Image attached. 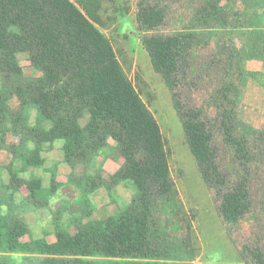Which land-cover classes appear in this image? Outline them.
I'll list each match as a JSON object with an SVG mask.
<instances>
[{"label": "trees", "instance_id": "obj_1", "mask_svg": "<svg viewBox=\"0 0 264 264\" xmlns=\"http://www.w3.org/2000/svg\"><path fill=\"white\" fill-rule=\"evenodd\" d=\"M104 1L115 0H0V152L12 156L7 167L0 165L10 175L9 185L0 183V264H195L161 127L100 29ZM188 8L181 29L164 33L169 7L141 0L138 29L236 246L234 230L252 222L241 260L264 264V125L258 129L244 120L249 82L264 89V70L247 68L250 61L264 65V0H194ZM199 50L208 56L197 68ZM23 56L40 77H25ZM214 69L223 71L224 81L202 107L186 106L191 80ZM15 97L19 105L13 109ZM30 107L36 110L33 124ZM9 134L18 143H8ZM57 141L83 206L67 222L59 212L53 229L35 238L11 204L25 188V204L49 205L62 186L56 169L49 186L35 174H22L43 168V154ZM111 153L123 163L105 176L98 159ZM78 165L82 176L74 173ZM128 182L137 191L129 204L107 218L87 220L95 211L88 205L91 194L105 189L112 196Z\"/></svg>", "mask_w": 264, "mask_h": 264}, {"label": "rangeland", "instance_id": "obj_2", "mask_svg": "<svg viewBox=\"0 0 264 264\" xmlns=\"http://www.w3.org/2000/svg\"><path fill=\"white\" fill-rule=\"evenodd\" d=\"M141 0H115L104 1L101 16L104 25L101 31L113 44L117 56L128 77L133 81L142 99L156 117L169 152L171 176L177 191V202L182 211L181 223L185 227L190 225L191 242L195 249V264H245L240 256L239 249L252 236V222L243 223L240 229L234 230L238 246L229 237L224 223L218 213L217 203L213 192L204 183L198 164L186 141L182 122L174 107L169 88L163 77L153 69L150 56L143 45L144 32L138 29L137 15ZM154 1V0H153ZM161 5L169 7L170 15L162 27V32L172 33L181 29L183 14L189 13V5L194 0H156ZM234 42V41H231ZM238 43L237 41H235ZM208 51L199 50L194 59L195 67H202ZM25 77H34L36 73L31 69L26 57H22ZM248 68V67H247ZM252 67L248 70H251ZM200 70V68H199ZM252 71V70H251ZM194 80H191L184 102L186 106L202 107L210 97L213 88L224 81L222 70L214 69L212 73L199 71ZM188 86V85H187ZM10 105L16 109L19 105L18 98H14ZM244 120L247 121L245 111H252L264 118V89L253 81L249 82L244 101ZM31 122H35L36 110L30 107ZM210 114H215L210 110ZM19 138L9 134L8 143H18ZM62 141H57L52 148L47 147L43 154L46 163L43 168L30 169L22 177L29 178L36 175L43 179L44 185L49 186L51 171L56 169L58 181L62 184L58 192L51 197L49 205L36 209L32 203H24L27 191L14 197L12 208L16 213L24 216L35 238L43 237L45 232L53 229L55 216L61 212L62 219L67 222L70 218L80 216L82 193L77 185L68 182L70 168L64 164L61 146ZM108 151L105 153L107 155ZM11 154L7 151L0 152V165L7 167L11 161ZM123 159H115L110 154L109 159L100 157L98 165L102 166L104 175L113 174L122 165ZM17 166L20 163L17 162ZM91 172L94 173L92 170ZM76 176L84 174L82 165L74 171ZM10 175L7 170L0 171V183L9 185ZM3 195L10 197L11 191H2ZM135 186L128 182L115 188L112 196L100 189L89 196V207L94 209L92 216L87 219H104L119 210V206H126L136 195ZM7 208H4L6 211ZM86 220V221H87ZM177 230V229H175ZM72 234L75 228H70ZM55 240L53 235L48 236V241ZM185 258V257H184Z\"/></svg>", "mask_w": 264, "mask_h": 264}, {"label": "crops", "instance_id": "obj_3", "mask_svg": "<svg viewBox=\"0 0 264 264\" xmlns=\"http://www.w3.org/2000/svg\"><path fill=\"white\" fill-rule=\"evenodd\" d=\"M250 66L252 67L251 70L252 71H255V72H261V71L264 70L263 63L262 62H259V61H250V62H248L247 63L248 69L250 68ZM36 76L37 77H40L41 76V73H36ZM245 115L247 117V121L253 127L258 128V129H260V128L263 127V125H264V118L262 116H260L259 114L255 113V112H252V111H245ZM31 123L33 124L34 122H31ZM52 242H54V241H52ZM194 263H196V262H194Z\"/></svg>", "mask_w": 264, "mask_h": 264}]
</instances>
